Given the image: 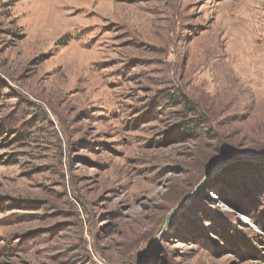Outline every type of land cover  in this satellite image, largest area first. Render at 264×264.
Returning <instances> with one entry per match:
<instances>
[{"label":"rangeland","instance_id":"rangeland-1","mask_svg":"<svg viewBox=\"0 0 264 264\" xmlns=\"http://www.w3.org/2000/svg\"><path fill=\"white\" fill-rule=\"evenodd\" d=\"M0 264H264V0H0Z\"/></svg>","mask_w":264,"mask_h":264},{"label":"water","instance_id":"water-1","mask_svg":"<svg viewBox=\"0 0 264 264\" xmlns=\"http://www.w3.org/2000/svg\"><path fill=\"white\" fill-rule=\"evenodd\" d=\"M213 169V168H212Z\"/></svg>","mask_w":264,"mask_h":264}]
</instances>
